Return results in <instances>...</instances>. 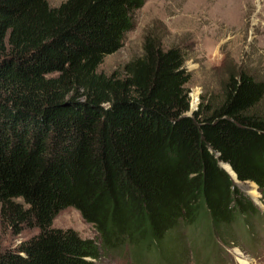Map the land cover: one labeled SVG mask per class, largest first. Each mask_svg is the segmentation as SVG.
Here are the masks:
<instances>
[{"label": "trees", "instance_id": "16d2710c", "mask_svg": "<svg viewBox=\"0 0 264 264\" xmlns=\"http://www.w3.org/2000/svg\"><path fill=\"white\" fill-rule=\"evenodd\" d=\"M143 4L0 0V222L14 235L37 230L0 252V264H96L126 242L159 253L180 227L203 228L202 217L228 243L264 218L221 168L264 201L262 83L239 73L218 106L185 116L183 53L148 37L121 73L98 72ZM67 208L99 246L51 227ZM180 234L177 249L160 252L166 264H180Z\"/></svg>", "mask_w": 264, "mask_h": 264}, {"label": "rangeland", "instance_id": "374dc122", "mask_svg": "<svg viewBox=\"0 0 264 264\" xmlns=\"http://www.w3.org/2000/svg\"><path fill=\"white\" fill-rule=\"evenodd\" d=\"M63 1L47 0L51 7H57ZM262 3L264 0H144L143 6L133 15L132 29L126 33L121 48L103 59L98 72L106 75L121 73L129 61L141 55L145 39L152 38L163 50L178 48L183 53V68L189 79L186 85L189 111L186 115L190 116L201 103L214 108L222 101L223 86L230 77L244 73L264 85V13L254 17ZM257 109L264 116V96ZM233 183L264 215L263 197L256 186ZM201 224L203 228L195 222L176 230L180 236L184 230L183 237L187 241L186 251L175 253L180 264H243L245 261L264 264L263 217L256 219L253 216L249 225L245 224L249 232L241 228L237 231L239 236H233L230 243L223 239L230 236L226 231L221 230L218 234L223 238H218L213 231L215 239L210 237L203 217ZM51 227L73 230L82 239L96 241L99 246L93 227L73 208L59 212ZM36 234V229H25L14 235L0 222V252L14 249ZM172 234L163 242L159 253L147 254L142 246L126 242L109 254L101 252L96 264H166L161 260L162 254L167 258L166 249H177V238L180 239Z\"/></svg>", "mask_w": 264, "mask_h": 264}, {"label": "bare ground", "instance_id": "6f19581e", "mask_svg": "<svg viewBox=\"0 0 264 264\" xmlns=\"http://www.w3.org/2000/svg\"><path fill=\"white\" fill-rule=\"evenodd\" d=\"M262 5L263 6L258 9L257 14H255V16H254L255 18L259 17V15H262L264 13V3H262ZM256 25H258V22H256ZM224 170L230 175L231 179H233V177H234L233 181L236 182L234 174L232 175L225 167H224ZM245 262L243 264H251V263H247V262L245 263ZM241 264H242V262H241Z\"/></svg>", "mask_w": 264, "mask_h": 264}, {"label": "water", "instance_id": "95a60500", "mask_svg": "<svg viewBox=\"0 0 264 264\" xmlns=\"http://www.w3.org/2000/svg\"><path fill=\"white\" fill-rule=\"evenodd\" d=\"M185 116H188V115H185ZM221 168L224 170L223 166L221 165ZM225 171V170H224ZM226 172V171H225ZM227 173V172H226ZM228 174V173H227ZM230 176V175H229ZM231 178V177H230Z\"/></svg>", "mask_w": 264, "mask_h": 264}]
</instances>
